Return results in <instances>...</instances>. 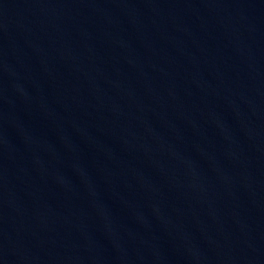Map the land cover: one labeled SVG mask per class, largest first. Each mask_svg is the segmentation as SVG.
Wrapping results in <instances>:
<instances>
[{
	"label": "water",
	"instance_id": "1",
	"mask_svg": "<svg viewBox=\"0 0 264 264\" xmlns=\"http://www.w3.org/2000/svg\"><path fill=\"white\" fill-rule=\"evenodd\" d=\"M0 264H264V0H0Z\"/></svg>",
	"mask_w": 264,
	"mask_h": 264
}]
</instances>
